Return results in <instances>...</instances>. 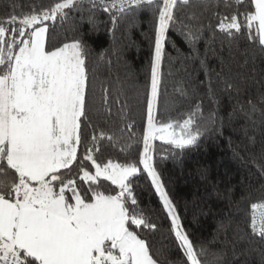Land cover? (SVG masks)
Returning <instances> with one entry per match:
<instances>
[{
	"label": "snow or ice",
	"instance_id": "1",
	"mask_svg": "<svg viewBox=\"0 0 264 264\" xmlns=\"http://www.w3.org/2000/svg\"><path fill=\"white\" fill-rule=\"evenodd\" d=\"M221 2L223 12L207 0H49L29 4L26 12L13 3V11L0 16V264H205L209 248L183 224L159 164L199 148L218 112L205 114L202 99L191 101L183 79L175 91L189 100L187 107L166 97L164 69L180 55L172 33L198 56L195 45L206 28L213 41L220 34L230 57L238 52L246 64L264 62V0ZM101 13L113 32L150 17L138 137L128 77L101 74L99 64L111 60L89 43L105 23ZM200 64L206 69L203 59ZM224 83L229 99L236 93L234 113L258 111L251 98L241 102L239 85ZM206 94L219 104L211 80ZM259 100L264 103V95ZM257 169L264 177V163ZM141 179L150 182L170 220L180 251L175 259L154 252L147 238L160 225L140 206ZM234 192L229 187L224 197L244 224L237 242H264V184H244L239 198ZM213 255L222 262L226 253Z\"/></svg>",
	"mask_w": 264,
	"mask_h": 264
},
{
	"label": "trees",
	"instance_id": "2",
	"mask_svg": "<svg viewBox=\"0 0 264 264\" xmlns=\"http://www.w3.org/2000/svg\"><path fill=\"white\" fill-rule=\"evenodd\" d=\"M48 2L0 0V16L12 12L13 3L19 5L17 12H26L29 4ZM207 2L209 5L220 3L218 10L225 11L221 0ZM100 19L105 23L100 25L95 34H90L88 39L95 53L108 54L111 64L101 62L98 71L113 79L116 75L128 77L124 87L134 106L135 132L138 137L142 131L143 86L147 82L151 57L150 17L142 15L138 27H121L114 32L108 31L106 14L101 13ZM212 22L215 23V20ZM59 31L62 36L73 35L67 29ZM171 37L180 55L171 64H165V96L174 98L180 108H186L189 100L175 91L178 81L183 79L186 82L185 88L190 91V100L194 102L202 99L205 114L209 110H217L218 120L215 125H208L204 130L199 148L185 152L178 158L170 157L159 164V170L178 206L183 224L198 244L203 243L209 248L208 255L203 257L205 264H264V242L252 237L237 242V232L244 229V224L240 220L241 214L230 208L224 197L229 187L235 189L234 196L239 198L244 184L251 183L256 187L264 184V177L260 176L257 169V164L264 163V159H261L264 154V103L259 100L264 95V72L260 71L264 69V62L257 59L255 65L251 62L246 64L244 56L238 52L230 57L227 47L222 48L220 34L217 32V39L213 41L212 30L207 28L195 45L198 56L182 37L176 33H172ZM167 51L173 57L177 56L171 47ZM201 59L206 69L201 67ZM169 68L173 73L171 76L167 75ZM253 76L255 79H252ZM209 80L219 99L218 105L213 104L206 94ZM226 80L239 85L241 102L251 98L257 104L258 111L250 116L243 112L234 113L236 93L232 94L233 99H229L223 91ZM193 88L196 92H191ZM172 114L176 115V112ZM157 146L167 147L160 145L159 141ZM253 159L257 164L252 163ZM149 183L141 179L137 194L141 208L160 228L155 233L147 234V238L154 252L175 259L180 256V251L169 231L170 220L166 218L162 202ZM255 195L259 196L260 193L256 192ZM219 252L226 253L222 262L217 261L213 255Z\"/></svg>",
	"mask_w": 264,
	"mask_h": 264
}]
</instances>
